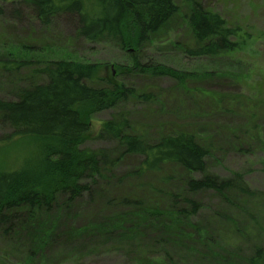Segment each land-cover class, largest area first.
I'll return each mask as SVG.
<instances>
[{"label": "rangeland", "instance_id": "obj_1", "mask_svg": "<svg viewBox=\"0 0 264 264\" xmlns=\"http://www.w3.org/2000/svg\"><path fill=\"white\" fill-rule=\"evenodd\" d=\"M194 1L219 13L229 26L239 28L244 38L238 39L235 49L213 56L188 54L186 47L194 42L185 22L190 7L185 0H175L179 10L167 29L141 47H121L117 40L106 37L88 40L76 33L77 19L67 13L55 12L44 22L22 0H0V57L29 61L17 69H0V98L14 99L19 89L44 82L41 68L48 60L99 64L104 80L135 93L156 94L151 100L129 97L114 108L93 114L89 136L81 148L114 149L113 139L95 136L102 121L120 113L128 120L130 131L141 134L147 142L176 131L193 133L208 150L205 173L230 178L238 186L223 196L212 190L195 194L201 208L194 219L206 232L200 237L203 240L195 238L193 243L164 253L160 244H154L148 257L172 258L173 264H246L257 249L264 257V0ZM135 58L142 64H163L186 77L180 81L138 70L123 72L122 67H130ZM91 83L98 87L106 82ZM10 131L0 120V139ZM25 153L22 144L7 152L0 147V161L14 167ZM138 162L137 156H123L103 179L95 180L96 196L83 194L77 202L55 212L59 205L51 212L59 218L58 231L47 247L44 264L132 261L134 247L131 251L123 249L110 237L74 239L67 230L106 217L112 219L122 208H107L106 198L138 196L167 206L170 199L164 197L165 191L180 189L188 176L175 165H164L151 174L125 176ZM0 229V264H16L27 252L29 231L25 237L14 235L10 224ZM183 245L189 250L181 248ZM65 253L71 256L64 257Z\"/></svg>", "mask_w": 264, "mask_h": 264}, {"label": "trees", "instance_id": "obj_2", "mask_svg": "<svg viewBox=\"0 0 264 264\" xmlns=\"http://www.w3.org/2000/svg\"><path fill=\"white\" fill-rule=\"evenodd\" d=\"M22 1L44 22L55 12L67 13L77 19L78 35L88 40L112 38L121 47H141L152 41L153 36L167 29L179 10L175 0ZM185 1L190 3L185 22L194 42L192 47H186L188 54L213 56L235 49L238 39L244 38L239 28L229 26L219 13L201 8L194 0ZM28 62L0 57V69H17ZM99 68L93 63L48 60L41 68L46 76L44 82L19 89L14 99L0 98V120L11 129L0 139L1 150L7 152L20 144L26 150L14 167L0 161V226L10 224L16 236L27 237V231L30 235L27 252L16 264H44L47 247L58 231L59 218L51 212L77 202L83 194L88 198L96 196L95 180L103 179L123 156L139 157L137 166L125 176L159 172L164 165L179 166L188 173L180 189L165 191L164 197L170 199L167 206L138 196L106 198V207L122 208L112 219L106 217L67 230L74 239L110 237L128 251L134 247V257L128 264H173L172 258H149L148 251L154 244H160L164 253L183 243H193L195 238L203 240L200 237L206 232L194 219L201 208L195 194L212 190L223 196L238 186L230 178L205 173L208 150L193 133L176 131L147 142L141 134L130 131L128 120L121 113L102 121L95 136L116 142L110 151L112 154L115 150L113 155L102 148H81L89 136L93 114L114 108L129 97L156 98L151 92L135 93L122 84L104 80ZM122 68L125 73L138 70L180 81L186 77L163 64H142L138 58L130 67ZM97 80L106 83L94 86L91 82ZM262 252L257 249L246 264H264ZM66 256L71 255L65 253Z\"/></svg>", "mask_w": 264, "mask_h": 264}]
</instances>
